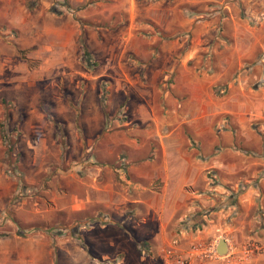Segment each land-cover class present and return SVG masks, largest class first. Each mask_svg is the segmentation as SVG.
I'll return each instance as SVG.
<instances>
[{
    "label": "crops",
    "instance_id": "0c3cea01",
    "mask_svg": "<svg viewBox=\"0 0 264 264\" xmlns=\"http://www.w3.org/2000/svg\"><path fill=\"white\" fill-rule=\"evenodd\" d=\"M178 1L164 7L163 18L150 16L157 8L150 6L146 22L179 35L177 42L150 41L144 53L132 44L140 55L134 72L109 75L96 71L123 66L128 43H115L121 52L114 57L105 37L140 28L124 25L123 0H0V33L35 35L31 55L40 66L58 70L60 82L78 77L80 92L63 90L66 103L59 96L52 111L66 121V137L56 140H79L84 157H35L50 159L38 190L57 178L51 191L61 220L116 227V235L100 237L114 252L55 247L52 264H163L169 247L185 252L192 242L223 236L264 246V0H202L194 28L187 5L201 0ZM191 30L195 45L187 43ZM7 164L2 157L6 178ZM230 195H238L236 204ZM197 221L202 226L193 230ZM75 235L54 240L87 243ZM14 236L24 238L2 237ZM23 255L45 264L40 251ZM245 264H264V247Z\"/></svg>",
    "mask_w": 264,
    "mask_h": 264
},
{
    "label": "rangeland",
    "instance_id": "374dc122",
    "mask_svg": "<svg viewBox=\"0 0 264 264\" xmlns=\"http://www.w3.org/2000/svg\"><path fill=\"white\" fill-rule=\"evenodd\" d=\"M123 2L129 8V11L125 12L127 16H125L124 25L127 29H130L132 21H134L135 27L140 28H135L133 33H111L107 35L105 37L106 41L112 44L108 53L114 57L121 52L119 47L114 46L115 43L121 40L125 44L128 43V48L125 47L122 56L123 66H102L98 67L97 70L100 71L96 72H107L109 75L131 74L134 72L132 59L134 56L139 55L138 51L132 48V44L137 48H140V45L144 53L147 52L146 48H148L150 41H156L157 44L164 42L174 44L179 37V35L155 32L146 26L150 6H157L155 11H151L150 16L156 14L157 17L161 16L163 18L166 13L164 7L179 5L178 0H123ZM205 4L202 0L188 3L189 28H194L197 25L196 20L193 19L195 15L192 12L204 11ZM80 6L83 7L84 3ZM196 36L195 32L191 30L188 37L185 36V38H188L187 43L195 45ZM81 37V40L85 41L86 34H81ZM34 41L35 35L0 33V125L5 123L10 130L8 142H6L2 138L0 126V160L2 157H6L8 164L5 165V171L9 170V163H15L18 167L14 169L15 174L10 175L11 173H7V176L10 175L7 178L2 170L3 165L0 168V264H35L37 259L31 256H19V252L23 250L28 253L30 251H40L41 255L44 254L40 258L42 263L52 264L56 255L54 252L55 247H60L63 250V248H69L73 244L75 249L114 252V247L101 242L100 237L116 235L115 226L102 229L97 224V220L88 224L87 220L84 221L85 219H81L79 216L76 219L70 218L69 221L67 218L61 220L66 215L60 216L58 211L53 208L51 191L53 182H57V178H54L51 182L49 181L50 183L46 184L42 192L38 190V182L43 179L42 175L44 173L46 175V169H50L48 164L50 159L45 158L35 163V157H84L85 152L79 140L72 146H69L65 140H56L58 133L66 137L67 129L63 127V123L66 124V121L62 118L59 119V116L52 111L53 105L55 103L57 105L61 99L59 96H62L61 104L66 103L67 98L62 93L63 90L71 87V89L76 90H73L74 93L78 94L80 92L78 77L73 82L68 80L67 82H60L58 81L59 78L55 79L53 74L57 73L58 70L50 66H40L35 60V56L31 55L34 52L31 49L35 46ZM109 77L112 79L111 76ZM113 81V85H115V80L113 79ZM67 84L69 85L68 88ZM120 115L121 112L117 114V116ZM65 116L68 117V122H79L80 115L75 117V113H66ZM10 144L13 145L11 151L8 149ZM61 182L66 183L63 179H61ZM24 184L26 189L23 187ZM235 193L239 195L236 191ZM16 220L25 225L24 228L28 231L27 236L24 238L14 236L4 239L2 236L16 235L18 231ZM54 227L60 229L61 233L65 235H71L73 230L77 229L75 232L76 238L85 240L87 243L85 244L83 241L76 239L73 243L72 239L66 237L54 240L57 235L54 233L57 231L54 230L53 233L48 231V229ZM90 235L96 236L97 240H86ZM221 238L226 241V236L216 237L214 240H220ZM234 241L238 248L234 261H228L224 258H197L193 259L190 264L207 262L213 264H245L255 253L262 251L264 247L256 240L242 244L236 242L235 238ZM195 242H192L186 251ZM253 244L259 245V248L253 247ZM246 247L248 251H245L247 250ZM227 253L228 246L225 254H219L226 255ZM106 260L98 259L96 264H104Z\"/></svg>",
    "mask_w": 264,
    "mask_h": 264
},
{
    "label": "built area",
    "instance_id": "2783aa9c",
    "mask_svg": "<svg viewBox=\"0 0 264 264\" xmlns=\"http://www.w3.org/2000/svg\"><path fill=\"white\" fill-rule=\"evenodd\" d=\"M218 242L219 239H216L211 242L199 240L193 243L190 249L185 252H181V251L177 252V250L174 247H169L165 251L163 264H190L193 259H197V258L198 259L224 258L227 259L228 261H234L236 259L235 253L236 250L238 249L234 239L231 236L226 237V242L228 245V253L226 255H220L218 253V249H217ZM253 247L259 248V245L253 244ZM245 251H248V248Z\"/></svg>",
    "mask_w": 264,
    "mask_h": 264
},
{
    "label": "trees",
    "instance_id": "16d2710c",
    "mask_svg": "<svg viewBox=\"0 0 264 264\" xmlns=\"http://www.w3.org/2000/svg\"><path fill=\"white\" fill-rule=\"evenodd\" d=\"M52 10L54 11V12H57V6L56 5H54L53 6V8H52ZM82 41V40H81ZM83 42V41H82ZM85 54H86V56L88 57L89 56V53L87 52V51H85ZM89 58V57H88ZM92 64H94V62L93 63H89V66L91 67V66H93ZM1 126V129H2V138L4 139V140H6V142H8V136H9V133H10V130H9V128L6 126V124L5 123H3V124H1L0 125ZM61 128V127H60ZM12 144H10L9 145V151H11L12 150ZM8 163V162H7ZM9 165H10V167H9V170H7L6 171V173H11L10 175H13V174H15V172H14V169H17L18 167H17V165L14 163V164H12V163H9ZM12 169H13V171H12ZM9 171V172H8ZM11 171V172H10ZM19 178L21 179V176L19 175ZM23 187L26 189V185L24 184L23 185ZM230 197H231V199H233L232 201H231V203L232 204H236L237 203V195H230ZM16 223H17V225H18V231H17V234L18 235H20V236H22V237H25V236H27V234H28V231L24 228L25 227V225L24 224H22L20 221H15ZM200 221H197L196 223H194L192 226H191V228L193 229V230H195V229H197V228H199V227H201L202 225L199 223ZM55 228H57V227H54V228H51V229H48V231L51 233H53V232H55L54 230H56L57 232H55L54 234H62L61 233V231H60V229H55ZM76 230L77 229H75V230H73V233L74 232H76ZM140 245H139V247L141 248V249H144L145 248V246H147L146 245V242H142V243H139Z\"/></svg>",
    "mask_w": 264,
    "mask_h": 264
},
{
    "label": "water",
    "instance_id": "95a60500",
    "mask_svg": "<svg viewBox=\"0 0 264 264\" xmlns=\"http://www.w3.org/2000/svg\"><path fill=\"white\" fill-rule=\"evenodd\" d=\"M226 251H227V243L224 238H221L218 244V252L220 254H225Z\"/></svg>",
    "mask_w": 264,
    "mask_h": 264
}]
</instances>
